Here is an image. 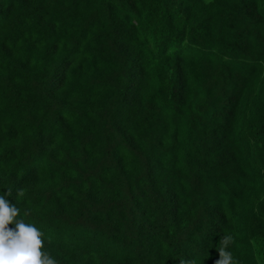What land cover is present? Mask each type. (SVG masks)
<instances>
[{"label": "trees", "instance_id": "trees-1", "mask_svg": "<svg viewBox=\"0 0 264 264\" xmlns=\"http://www.w3.org/2000/svg\"><path fill=\"white\" fill-rule=\"evenodd\" d=\"M263 66L264 0H0V195L58 264H264Z\"/></svg>", "mask_w": 264, "mask_h": 264}, {"label": "clouds", "instance_id": "clouds-1", "mask_svg": "<svg viewBox=\"0 0 264 264\" xmlns=\"http://www.w3.org/2000/svg\"><path fill=\"white\" fill-rule=\"evenodd\" d=\"M24 191L20 190L17 195L23 196ZM10 195L11 189L0 195V264H58V261L44 250L45 233L34 224L18 218L21 215L20 208L9 201L7 197ZM29 214L28 211L24 212V216ZM48 240L50 243L51 237ZM232 243L231 235L220 238L218 259L214 264H237L232 253L228 251ZM181 264L196 262L182 260Z\"/></svg>", "mask_w": 264, "mask_h": 264}, {"label": "bare ground", "instance_id": "bare-ground-1", "mask_svg": "<svg viewBox=\"0 0 264 264\" xmlns=\"http://www.w3.org/2000/svg\"><path fill=\"white\" fill-rule=\"evenodd\" d=\"M193 197V196H192Z\"/></svg>", "mask_w": 264, "mask_h": 264}]
</instances>
